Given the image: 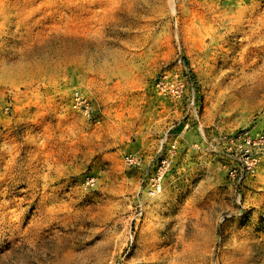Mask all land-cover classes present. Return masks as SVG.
Wrapping results in <instances>:
<instances>
[{
	"label": "rangeland",
	"instance_id": "rangeland-1",
	"mask_svg": "<svg viewBox=\"0 0 264 264\" xmlns=\"http://www.w3.org/2000/svg\"><path fill=\"white\" fill-rule=\"evenodd\" d=\"M262 130L264 0H0V264H264Z\"/></svg>",
	"mask_w": 264,
	"mask_h": 264
},
{
	"label": "built area",
	"instance_id": "built-area-1",
	"mask_svg": "<svg viewBox=\"0 0 264 264\" xmlns=\"http://www.w3.org/2000/svg\"><path fill=\"white\" fill-rule=\"evenodd\" d=\"M156 87L162 95L179 98L183 95L186 88V82L183 77L178 74H163L156 83ZM73 107L82 109L88 113L89 107L86 99L77 91L73 93ZM228 140V151L235 153L234 156L238 157V161L243 165V171L240 172L236 169L231 170L230 175L234 179L240 181L242 173H252L255 166L264 160V130L251 135L247 131H241ZM174 145L171 146L170 153L161 157L155 166L152 175L149 177L147 197H155L162 188V181L165 175L171 170L172 159L171 155L174 151ZM125 162L128 165L139 164V158L136 156H125Z\"/></svg>",
	"mask_w": 264,
	"mask_h": 264
},
{
	"label": "bare ground",
	"instance_id": "bare-ground-1",
	"mask_svg": "<svg viewBox=\"0 0 264 264\" xmlns=\"http://www.w3.org/2000/svg\"><path fill=\"white\" fill-rule=\"evenodd\" d=\"M10 163V162H9ZM95 183H96V180L94 177L92 176H88V177H85L83 179V186L86 187V188H89V187H94L95 186ZM160 193V192H159Z\"/></svg>",
	"mask_w": 264,
	"mask_h": 264
}]
</instances>
